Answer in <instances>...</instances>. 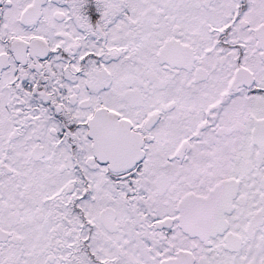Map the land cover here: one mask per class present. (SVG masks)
<instances>
[{"label": "snow or ice", "instance_id": "snow-or-ice-1", "mask_svg": "<svg viewBox=\"0 0 264 264\" xmlns=\"http://www.w3.org/2000/svg\"><path fill=\"white\" fill-rule=\"evenodd\" d=\"M0 264H264V0H0Z\"/></svg>", "mask_w": 264, "mask_h": 264}]
</instances>
